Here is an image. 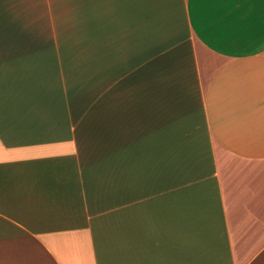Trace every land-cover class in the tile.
Masks as SVG:
<instances>
[{"label":"crops","instance_id":"obj_1","mask_svg":"<svg viewBox=\"0 0 264 264\" xmlns=\"http://www.w3.org/2000/svg\"><path fill=\"white\" fill-rule=\"evenodd\" d=\"M0 264H264V0H0Z\"/></svg>","mask_w":264,"mask_h":264},{"label":"rangeland","instance_id":"obj_2","mask_svg":"<svg viewBox=\"0 0 264 264\" xmlns=\"http://www.w3.org/2000/svg\"><path fill=\"white\" fill-rule=\"evenodd\" d=\"M42 71L47 94L51 96L55 94L57 103L61 100L62 111L68 113V109L71 113L78 111L79 117L85 120L83 121L86 123L85 126L94 129L95 136L100 135L102 68H41Z\"/></svg>","mask_w":264,"mask_h":264}]
</instances>
